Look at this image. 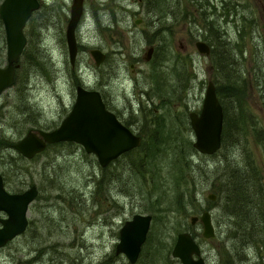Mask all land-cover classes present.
<instances>
[{
  "label": "rangeland",
  "instance_id": "374dc122",
  "mask_svg": "<svg viewBox=\"0 0 264 264\" xmlns=\"http://www.w3.org/2000/svg\"><path fill=\"white\" fill-rule=\"evenodd\" d=\"M210 1L220 5L219 0ZM231 1L236 3L234 12L212 15L222 33L215 48L224 62L219 68L212 43L206 41L210 54L197 51L194 42L203 38L191 34L195 29H189V19H180L164 35L171 39L164 49L168 38L159 41L158 16L145 0H84L71 64L65 40L71 0H40L24 28L27 43L14 83L0 94V172L8 188L35 183L38 194L29 205L26 230L0 248V264H180L171 249L182 230L194 235L206 264H264V229L237 235L233 219L223 211V197L216 193L221 174L211 172L220 162L242 167L251 163L264 185V96L257 94L254 83L255 66H264V0ZM188 7L195 11L194 5ZM0 38L4 41L1 20ZM152 44V57L145 60ZM93 47L105 54L99 65L89 53ZM5 49L4 43L0 65L6 61ZM223 71L233 81H244L241 91L224 93ZM133 79L154 89L149 97H140L141 110L132 100ZM209 79L227 107L222 126L226 141L214 154H201L193 150L188 112L201 108ZM77 83L99 89L118 105L122 118L128 117L127 105L133 101L139 119L131 129L142 134V145L105 167L75 142L49 144L30 159L20 158L11 143L30 127L56 126L74 101ZM152 139L158 141L157 153L147 154L146 142ZM192 150L194 171L185 166L182 176L188 179L179 186L193 194L191 200L185 199L161 226V210L173 207L178 190L176 161L190 159ZM209 191L215 199L206 197ZM204 209L212 216L213 238L202 237L199 221L189 222L190 215ZM137 212L152 218L137 260L129 262L123 253H115V244L123 221Z\"/></svg>",
  "mask_w": 264,
  "mask_h": 264
},
{
  "label": "water",
  "instance_id": "95a60500",
  "mask_svg": "<svg viewBox=\"0 0 264 264\" xmlns=\"http://www.w3.org/2000/svg\"><path fill=\"white\" fill-rule=\"evenodd\" d=\"M83 3L84 0H71L65 27V40L71 64L75 62L78 50L75 30L83 13ZM39 6L40 0L0 1V20L3 24L6 44V64L3 67L0 66V91L13 83L14 69L18 65L19 56L27 41L24 32L26 22ZM194 44L198 52L209 54L210 47L206 41L196 39ZM151 51L152 46L148 48L146 58ZM89 53L96 64H99L105 56L99 48H91ZM188 117L194 133L192 146L199 153L216 152L221 145L223 109L211 79L206 84L199 112L190 111ZM58 141H72L80 144L86 152L95 155L101 166H105L123 152L140 145L141 137L106 107L99 90L78 84L75 87V98L69 111L56 127L49 130H29L13 144V147L23 156L32 157L35 153L42 151L48 143ZM37 192L35 184L21 192H9L0 174V211L6 214L0 217V247L25 230L28 224L29 204L34 200ZM206 197L215 199L216 194L209 191ZM151 218L149 213L137 212L125 219L118 231L115 253H123L129 262H135L146 238ZM197 221L202 225V237L215 236L209 210L204 209L200 214L190 215L191 224ZM171 255L176 257L180 264H206L199 244L187 230L177 233Z\"/></svg>",
  "mask_w": 264,
  "mask_h": 264
},
{
  "label": "trees",
  "instance_id": "16d2710c",
  "mask_svg": "<svg viewBox=\"0 0 264 264\" xmlns=\"http://www.w3.org/2000/svg\"><path fill=\"white\" fill-rule=\"evenodd\" d=\"M145 2L147 4V8L149 9V11L151 13L156 14V16H158L157 19L159 20V41L168 38L166 42L163 41L164 42L163 45L165 46L164 49H169V46L171 45V39L169 38V36L164 37V35L168 32L171 33L172 27L176 25L180 19L183 21L189 19L191 20V25H192V26H188L189 29L191 28L195 29V30H191V34L196 37L198 35H202L203 38L202 40L207 42L209 41L210 43L213 44L214 49H212V51L214 57L218 62L219 68H222V65L224 63L223 59L221 58L219 53L215 51V48L218 47V45H220L221 43L220 40L222 33L219 28L220 26L217 22V17H213L212 15L223 14L227 16L229 15V13L234 12L236 8V3L234 2L232 3L231 0H219L220 5L210 0H145ZM188 5H194L195 11L190 9ZM220 9L221 11L219 12L218 10ZM198 23L201 24V27L198 25ZM195 25H197L196 28ZM3 44H4L3 38H0V48H2ZM216 92L221 103L223 104L224 103V100L222 98L223 94L221 93L219 88H216ZM226 110L227 107L224 106L223 107L224 124L226 123V119H225L227 113ZM223 129L224 128H222L220 148L225 145V141H226V136ZM57 143L69 144L74 142L59 141ZM146 143H147V147H146L147 154L149 153L152 154L155 152L157 153V147H158L157 139H152L149 141V143L148 142ZM141 145H142V141L140 145L134 147L135 149L134 148L132 149L136 150ZM193 150L196 149L194 148ZM193 150L187 153L190 159L186 157L184 154H182L181 151H179L180 152L179 155H182L183 157L186 158L183 160L176 161L174 184L178 190L176 191L173 207H165L163 210H161L163 211V214L159 219L160 220L159 224H161V226L168 223L171 212L179 210L182 204L184 203L185 199L191 200L193 194L191 192L190 193L185 192L184 189H179V186H180V182L183 179L184 181H187L188 179L187 176H182L183 175L182 172L185 169V166L190 167V169L192 168V171H194L193 164L191 163V159H192L191 154L193 153ZM127 151L123 152L122 154L126 153ZM20 158L23 157L20 155ZM184 161L186 164L184 163ZM200 171H203L202 173L204 176L209 175V170H208V174H205L206 173L205 169H201ZM211 172L221 174V176L220 175L218 176V179L220 181L218 187L216 188L217 190L216 193L221 194V196L223 197V202H222L223 211L233 219L232 221L233 226L237 227V229L239 230V232L238 230L236 231L237 235H241L243 237L244 235L252 236L255 234H259L260 231L257 229L258 228L264 229L262 227V224L264 223V190L262 189V187L264 185L261 183L259 174L252 166V164L249 163V165L247 164L246 167H242L241 165L238 166L235 164H231L230 162L227 161L224 163L220 162L219 165L214 166V169ZM253 239L254 238L251 237L249 241Z\"/></svg>",
  "mask_w": 264,
  "mask_h": 264
},
{
  "label": "flooded vegetation",
  "instance_id": "af4514ba",
  "mask_svg": "<svg viewBox=\"0 0 264 264\" xmlns=\"http://www.w3.org/2000/svg\"><path fill=\"white\" fill-rule=\"evenodd\" d=\"M40 4H41V2H40ZM84 4V3H83ZM40 7V6H39ZM35 11V10H34ZM77 27V26H76ZM2 31H3V35H4V43H5V34H4V29H3V24H2ZM26 35V34H25ZM26 40H27V37H26ZM26 43H27V41H26ZM26 45V44H25ZM209 45V44H208ZM5 46H6V44H5ZM150 46H152V51L150 52V55H149V57L148 58H146L147 57V51H148V48L150 47ZM25 47V46H24ZM210 47V46H209ZM93 48H96V47H93ZM24 49V48H23ZM91 49V48H90ZM89 49V50H90ZM154 46H153V44L152 45H149L148 47H147V49H146V51H145V54H144V59L145 60H149L151 57H152V54H153V52H154ZM23 51V50H22ZM211 53V49H210V52H209V54ZM22 54V53H21ZM20 54V55H21ZM20 57V56H19ZM105 57V56H104ZM5 59H6V49H5ZM263 60H264V58H262ZM18 61H19V59H18ZM103 61V60H102ZM101 61V62H102ZM100 62V63H101ZM99 63V64H100ZM5 64H6V61H5V63L3 64V65H0L1 67H3V66H5ZM96 64V63H95ZM99 64H96V65H99ZM18 66H19V62H18V65L15 67V69H14V75H13V83H14V80H15V72H16V69L18 68ZM130 67H131V70L132 71H134V64L133 63H130ZM254 71H255V73H254V83H255V87H256V91H257V94H261V95H263L264 96V66H260L259 65V68H257L256 66H255V68H254ZM221 76L223 77V80H224V83H225V87H224V93L226 94V95H228L227 93L229 92V91H231V92H237V91H241V89H242V87H244V81H242V79H240V78H238L237 77V79L235 80V81H233V79H231V77H230V75L228 74V72H225V71H223L222 73H221ZM134 80V79H133ZM132 80V81H133ZM159 80V79H158ZM210 80V79H209ZM208 80V81H209ZM135 81V80H134ZM12 83V84H13ZM250 84H251V81L249 82ZM11 84V85H12ZM78 84H81V85H84V84H82V83H77L76 85H75V87L78 85ZM10 85V86H11ZM10 86H8V87H10ZM85 87H87L86 85H84ZM8 87H6V88H8ZM156 92L159 94V85H158V82H157V85H156ZM6 88H4V89H2L1 91H0V94L6 89ZM87 88H89V87H87ZM93 89H96V88H93ZM97 90H99V89H97ZM154 89H152V88H149V90L146 88V87H141L140 86V84L138 83V82H133V90H132V93H133V97L134 98H132V100L133 101H136V106L137 107H139L138 109H142L143 108V100L140 98L142 95H146V96H148L149 97V95H150V92L151 91H153ZM158 90V91H157ZM74 91H75V89H74ZM99 92H100V94H101V97H102V100H103V102L105 103V105H106V107L108 108V109H110L111 111H113L114 113H115V115L118 117V119L121 121V122H123L126 126H128L129 128H131L132 127V125H133V123L134 122H136V121H138V119H139V116L138 115H136V114H134V111H132V108H135V104H134V102L133 101H129V106L127 105V107H129V112H128V117H125V118H122L121 117V112H120V109H119V107H118V105H116L115 103H113V101L111 100V99H109V100H106L105 99V97H104V95H103V93L99 90ZM155 92V93H156ZM156 93V94H157ZM74 94H75V92H74ZM74 98H75V95H74ZM128 98H130V100H131V97L130 96H128ZM74 100V99H73ZM203 100V99H202ZM220 100V99H219ZM132 102H133V104H132ZM221 102V101H220ZM148 103V102H147ZM221 105H222V103H221ZM144 106H145V104H144ZM146 106H147V104H146ZM222 109H223V105H222ZM157 110V108L155 109V111ZM200 110V109H199ZM199 110H197L196 112H199ZM125 111V110H124ZM137 110L135 109V113H137L136 112ZM192 111H195V110H192ZM190 112V111H189ZM188 112V113H189ZM62 119V118H61ZM60 122V121H59ZM156 123H158V122H156ZM58 125V124H57ZM56 125V126H57ZM56 126H54V127H56ZM54 127H52V128H54ZM52 128H50V129H52ZM38 129H44V128H40V127H30L29 129H27L25 132H24V134L23 135H21L18 139H16L15 141H13L12 143H11V147H13V144L15 143V142H17L21 137H23L24 135H25V133L27 132V131H29V130H33V131H36V130H38ZM44 130H49V129H44ZM132 130V129H131ZM135 133H137V132H135ZM138 135H142V134H140V133H137ZM59 142V141H58ZM53 143H57V142H53ZM53 143H48L46 146H45V148L49 145V144H53ZM76 143V142H75ZM14 148V150H16L17 151V153L19 154L18 156L20 157V155L23 157V158H26V159H30V158H32V157H34V156H36V155H38L40 152H42V151H40V152H37V153H35L32 157H25V156H23L15 147H13ZM0 174H1V176H2V179H3V183H4V186H5V188L7 189V191H9V192H21V191H23L24 189H26L27 187H29L30 185H32V184H35V183H31V184H29L26 188H23V189H10V188H8L7 186H6V183H5V178H4V176H3V174H2V172H0ZM19 182V181H18ZM21 182H23V180L21 181ZM36 185V184H35ZM36 187H37V185H36ZM262 189L264 190V186L262 187ZM37 190H38V188H37ZM262 190V191H263ZM37 194H38V192H37ZM37 196V195H36ZM36 196H35V198H36ZM34 198V199H35ZM4 216H6V214H5V212L4 211H0V217H4ZM211 219H212V216H211ZM213 222V221H212ZM28 224H29V219H28ZM28 224H27V226H28ZM0 225H1V223H0ZM214 225V224H213ZM27 228V227H26ZM26 228H25V230H26ZM214 229H215V226H214ZM24 230V231H25ZM23 231V232H24ZM22 232V233H23ZM21 233V234H22ZM20 235V234H19ZM19 235H17V236H19ZM16 236V237H17ZM15 238V237H14ZM14 238H12V239H14ZM213 238V237H212ZM11 239V240H12ZM10 241V240H9ZM8 242V241H7ZM6 242V243H7ZM4 246V245H3ZM1 248V247H0Z\"/></svg>",
  "mask_w": 264,
  "mask_h": 264
},
{
  "label": "bare ground",
  "instance_id": "6f19581e",
  "mask_svg": "<svg viewBox=\"0 0 264 264\" xmlns=\"http://www.w3.org/2000/svg\"><path fill=\"white\" fill-rule=\"evenodd\" d=\"M77 40V39H76ZM78 45V44H77ZM211 49V48H210ZM141 137V140H142V136H140Z\"/></svg>",
  "mask_w": 264,
  "mask_h": 264
}]
</instances>
